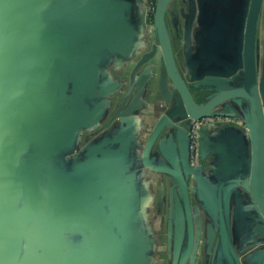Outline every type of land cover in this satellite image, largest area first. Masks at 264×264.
<instances>
[{
    "label": "water",
    "instance_id": "water-1",
    "mask_svg": "<svg viewBox=\"0 0 264 264\" xmlns=\"http://www.w3.org/2000/svg\"><path fill=\"white\" fill-rule=\"evenodd\" d=\"M11 1L27 10L9 23L5 8L11 5L0 0V34L6 37L0 44V264L155 263L154 250L141 238L112 234L110 218L84 214L89 204L73 208L100 175L98 164L80 158L84 150L74 153L89 78L86 69L94 79L106 49L91 47L90 33L102 36L120 21L124 7L134 11L141 1ZM172 2H155L153 51L137 60L146 44L137 47L120 104L122 108L135 90L166 109L154 114L149 135L131 162L137 176L151 172L168 178V198L173 197L166 222L170 264H195L200 241L206 254L203 264H264V0H182L188 14L181 71L165 21ZM129 19L138 38L144 24L140 20L139 28L132 15ZM195 22L199 30L193 44ZM99 41L103 43L102 37ZM155 53L159 62L153 59ZM87 99L96 107V97ZM107 107L105 103L103 112ZM216 115L243 126L249 155L240 180L217 186L218 218L212 213L202 218L195 216V197L199 181H209L203 175L210 168L206 145L223 129L236 128L203 126L194 165L186 154L176 161L164 147L178 135L182 121L190 127L194 120ZM47 204L52 221L37 224L33 216L42 214L36 208ZM36 224L38 236L31 232ZM121 224L116 221L115 227Z\"/></svg>",
    "mask_w": 264,
    "mask_h": 264
},
{
    "label": "crops",
    "instance_id": "crops-1",
    "mask_svg": "<svg viewBox=\"0 0 264 264\" xmlns=\"http://www.w3.org/2000/svg\"><path fill=\"white\" fill-rule=\"evenodd\" d=\"M3 1L11 5L9 8H5V13H8L10 17L9 23H12V21L17 22L18 12L22 14L23 11L26 12L27 10V8L21 7L20 4L12 5L11 0ZM120 1L126 3L128 0ZM131 13H133V10L124 7L122 14H120V21H115V24L105 34L101 36L100 33L98 35L94 32L90 33L91 47L104 46L106 49H104L105 56L103 59L101 58L94 79L90 76L89 69H86L91 79L88 78L87 83L84 85L85 94L81 106L83 117L80 127L76 131L75 147L77 146V149L74 153L84 150L83 153H80V158L86 163L98 164L100 175H97L94 184L90 185L88 194L78 196L77 201L75 197H72V200L76 201L73 208L75 205L85 206V204H89L88 208L84 209V214L91 213L94 218L97 217L99 220L110 218L108 220L111 221L110 230L112 234L132 239L134 237L141 238V242L145 244V247L148 249L152 247V250H154L157 261L153 264H159L161 261L158 259L163 255L161 247L167 246L168 248L169 235L166 222L169 205L170 202L173 203V197L172 199L168 198V178L166 176L151 172L137 176L133 167L135 163L132 164L131 162V159L138 155L139 143L143 141V138L148 137L149 133L146 131L149 130V124L158 111L156 105L147 101L146 95L142 97L140 91L135 92V90L125 99L123 107L120 106L129 88L135 62L133 56L137 47L146 44V46L144 45V51L139 56L140 58L137 59L139 60L143 55L151 54L155 45L154 32L150 41L149 39L141 40V36H145L144 33H141L137 38L133 22L132 20L130 22L129 19ZM82 25L84 27L83 31L86 30L85 23ZM198 30V23L195 22L192 39H195L194 35ZM19 35H21L20 32ZM98 36L99 38H97ZM101 37L102 44L99 41ZM5 41V34H0V44ZM181 45L182 42L178 44L176 49L180 64L182 62ZM173 51L175 55L174 48ZM153 59L155 62H159L156 53ZM151 62L153 61H149L148 64H151ZM113 68L117 71L123 70L125 74L130 73L129 78L119 80L114 75ZM141 69L138 70L137 74ZM123 82H125V87L127 86L125 93L124 87L120 86V84H124ZM70 92L68 93L70 94ZM156 92L159 101H161V94L157 85ZM123 93L120 102L114 104L113 98ZM134 93L138 95H134ZM88 96L96 97V102H98L96 107L88 104ZM105 103L108 106L107 112H103ZM232 126L236 129H223L220 133L212 136L211 141L206 145L205 149L210 168L203 175L209 181L205 179L199 181L198 193L195 197L198 209L195 211V216L207 218L209 213H212L215 218H218L217 186L225 182L240 180L245 174L249 155L247 137L242 132L243 126ZM181 131L177 136L174 134L172 141L164 147L167 154L176 161L179 154L182 156L185 154L183 151L181 152ZM86 169V166L82 167V170ZM101 172L108 173V177L103 178ZM70 199L68 197V201ZM119 205L124 208L121 212L118 211ZM71 209L67 210V215L71 214L69 211ZM54 210L59 211L57 208H54ZM36 213L42 214L33 216V218H36L37 224H49L52 221L49 215V204L40 208L37 207ZM116 221L123 222V224L116 228ZM37 224L32 227L31 231L35 236H38L36 233L39 232ZM240 230L244 231L242 234H246V229L240 227ZM197 231V226H195V237ZM41 232L43 233V230ZM166 257L167 252L163 258L166 259ZM165 264H170V262L167 260ZM186 264H189V262Z\"/></svg>",
    "mask_w": 264,
    "mask_h": 264
},
{
    "label": "flooded vegetation",
    "instance_id": "flooded-vegetation-1",
    "mask_svg": "<svg viewBox=\"0 0 264 264\" xmlns=\"http://www.w3.org/2000/svg\"><path fill=\"white\" fill-rule=\"evenodd\" d=\"M141 1L139 2L136 7L134 8V11L132 13V17L133 20L135 21V23L139 26V28L141 27V23L140 20H142V23L144 24V27L141 29L142 33L145 34V36L143 37V35L141 36V40H146V39H150L153 37V16H154V10L152 11H147L146 8L147 6L145 5V1L144 0H138ZM157 0H155L156 2ZM141 5V6H140ZM188 14V7H186V5L183 4L182 0H173V2L171 3L166 15H165V21L167 23V27H168V31H169V37L171 39L173 48L175 50V61L178 67V70L181 71V64H180V59L177 56V46L178 44L182 42L183 39V24H184V20L186 18ZM147 36V37H146ZM114 69V68H113ZM114 75L116 76V78H118L119 80H124V79H128L129 78V74L130 73H124L123 70H115L114 69ZM125 84V82H123ZM187 87L189 88L190 85L187 83L186 84ZM122 87H124L123 89H125L124 93L126 92V88L125 85H122ZM191 91L192 96H195V92L190 88L189 89ZM123 94L117 95L113 98V103L117 104L118 102H120V100L123 98ZM195 100L200 103L202 102L200 98H196ZM162 102V101H160ZM115 106V105H114ZM158 107V106H157ZM166 110L165 107H158V111L155 113L157 115H161L162 114V110ZM155 118V116L153 117V119ZM193 124V123H192ZM192 124L189 127V125H187V120L182 121V123L180 124L181 127V137H182V144H181V152L183 151L189 158H190V140H191V135H192ZM183 135V136H182ZM194 234V233H193ZM195 236V234H194ZM163 238V236H162ZM201 238H202V233H201ZM202 240V239H201ZM161 252L163 253L162 257L159 258L158 260L161 261L159 264H165V262H167V257L166 259L163 258L164 254L166 255V252H168V248L167 246H163L161 247ZM202 252H205V248L202 247L201 245V241L199 244V248H198V255L196 258V264H203V260L206 258V254L202 255Z\"/></svg>",
    "mask_w": 264,
    "mask_h": 264
},
{
    "label": "built area",
    "instance_id": "built-area-1",
    "mask_svg": "<svg viewBox=\"0 0 264 264\" xmlns=\"http://www.w3.org/2000/svg\"><path fill=\"white\" fill-rule=\"evenodd\" d=\"M147 11H153L155 8V0H144ZM230 125H241L235 119L220 115L210 116L199 120H194L192 124V135L190 140V163L196 164L199 158L198 144L200 140V130L203 126H219L225 127Z\"/></svg>",
    "mask_w": 264,
    "mask_h": 264
},
{
    "label": "rangeland",
    "instance_id": "rangeland-1",
    "mask_svg": "<svg viewBox=\"0 0 264 264\" xmlns=\"http://www.w3.org/2000/svg\"><path fill=\"white\" fill-rule=\"evenodd\" d=\"M261 27H262V25H261Z\"/></svg>",
    "mask_w": 264,
    "mask_h": 264
}]
</instances>
